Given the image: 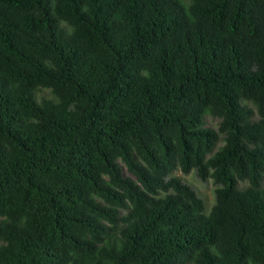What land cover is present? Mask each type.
<instances>
[{"label": "trees", "instance_id": "trees-1", "mask_svg": "<svg viewBox=\"0 0 264 264\" xmlns=\"http://www.w3.org/2000/svg\"><path fill=\"white\" fill-rule=\"evenodd\" d=\"M0 264H264V0H0Z\"/></svg>", "mask_w": 264, "mask_h": 264}, {"label": "rangeland", "instance_id": "rangeland-1", "mask_svg": "<svg viewBox=\"0 0 264 264\" xmlns=\"http://www.w3.org/2000/svg\"><path fill=\"white\" fill-rule=\"evenodd\" d=\"M44 94L47 95V91H44ZM218 120L206 116V126L211 128H217ZM221 145V143L219 144ZM175 176L182 178L183 182L189 185L199 197L204 200L205 208L208 211L214 203V188L211 180L205 182L200 181L196 176L195 172L192 171L187 175H183L181 172H175Z\"/></svg>", "mask_w": 264, "mask_h": 264}]
</instances>
